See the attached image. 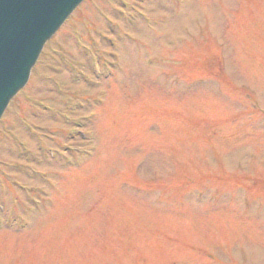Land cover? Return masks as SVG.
I'll use <instances>...</instances> for the list:
<instances>
[{
    "label": "rangeland",
    "instance_id": "374dc122",
    "mask_svg": "<svg viewBox=\"0 0 264 264\" xmlns=\"http://www.w3.org/2000/svg\"><path fill=\"white\" fill-rule=\"evenodd\" d=\"M0 264H264V0H85L0 121Z\"/></svg>",
    "mask_w": 264,
    "mask_h": 264
},
{
    "label": "water",
    "instance_id": "95a60500",
    "mask_svg": "<svg viewBox=\"0 0 264 264\" xmlns=\"http://www.w3.org/2000/svg\"><path fill=\"white\" fill-rule=\"evenodd\" d=\"M83 0H0V117L45 42Z\"/></svg>",
    "mask_w": 264,
    "mask_h": 264
}]
</instances>
